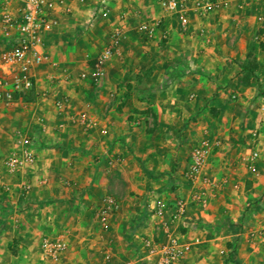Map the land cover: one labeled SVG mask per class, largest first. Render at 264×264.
<instances>
[{"label":"crops","instance_id":"obj_1","mask_svg":"<svg viewBox=\"0 0 264 264\" xmlns=\"http://www.w3.org/2000/svg\"><path fill=\"white\" fill-rule=\"evenodd\" d=\"M158 1L83 0L56 7L58 25L48 34L46 47L57 67L44 64L35 70L30 101L0 102V264H44L40 241L56 234L67 242L58 264H153V259L142 258L140 246L144 237L160 234L152 216V222L128 218L134 210L127 207L129 196L114 189L106 174L114 159H119L113 167L118 181L126 186L136 175L137 158L141 160L153 177L143 183L134 179L133 184L140 195L144 186H154L166 217L175 199L166 185L177 186L176 197L192 194L182 172L193 144L202 137L220 142L205 171L216 184L208 193L209 204L223 198L219 192L231 185V178L240 185L246 179L254 187L264 183L256 182L264 169V133L252 136L254 127L264 130V50L259 47L264 44V0L232 3L203 18L191 14L188 32L179 30L176 18L165 14ZM154 19L161 20L167 32L162 46L160 31L148 40L135 31L139 23ZM115 28L123 34L119 49L105 62L102 80L90 87L89 80L77 77L78 61L87 52L100 54L102 41L107 44ZM249 51L258 62V80L243 85L241 66ZM60 94L70 98L64 118L57 116L53 104ZM114 97L116 105L110 100ZM147 109L155 119L153 132L134 137L133 130L146 129L141 121L149 120ZM82 113L94 122L91 130H77V123H71L70 116ZM20 135L31 140L36 162L16 176L2 162ZM251 150L259 155L253 170L245 165ZM173 168L178 171L170 172ZM22 180L30 185L24 193ZM110 191L118 209L106 225H99L95 212ZM205 205L189 203L173 231L191 241L200 222L210 219L201 211ZM18 207L22 210L16 211ZM136 211L142 216L145 210L139 206ZM251 215L264 221V215ZM256 231L257 226L245 230L236 259L227 264H253L242 248H254ZM14 241L17 256L9 249ZM256 263L264 264V257Z\"/></svg>","mask_w":264,"mask_h":264},{"label":"built area","instance_id":"obj_2","mask_svg":"<svg viewBox=\"0 0 264 264\" xmlns=\"http://www.w3.org/2000/svg\"><path fill=\"white\" fill-rule=\"evenodd\" d=\"M71 1L83 2V0H0V102L10 103L33 93L35 70L38 67L44 64L52 68L57 67V64L50 60L46 39L52 29L58 25V18L54 13L56 7L64 6ZM242 2L243 0H159L158 4L165 14L176 18L181 32H188L189 15L203 18L211 12L227 8L232 3L241 5ZM135 31L147 39L153 38L158 31L163 38L167 36L159 19L139 23ZM122 37V30L115 28L104 49L94 58L89 71L80 74L81 79L89 78L96 84L102 80L104 64L117 53ZM53 104L60 118L69 114L68 96H55ZM70 118L71 123L80 124L87 130L94 127V122L86 113ZM252 136L256 138V130L252 131ZM30 143L31 140L26 136L20 135L15 139L9 155L4 160V168L9 174L17 176L25 168L35 164L36 155ZM219 146L218 140L209 137H202L193 144L188 163L182 172V178L193 188L192 194L188 199L176 197L168 217L165 216L164 202L149 203V212L160 236L143 240L141 256L144 260L153 259V264H178L191 251L192 241L182 239L173 231V226L185 218L189 203L205 205L208 193L216 188V184L205 171L210 157ZM258 156L256 150L248 153L245 157L247 169H254ZM118 163L119 159H114L111 167ZM19 185L23 193L30 188L25 180L20 181ZM5 191L9 192L10 188L6 187ZM117 209V201L112 196H108L96 209L95 218L101 225H106ZM259 234L264 240V228ZM110 245L109 240L104 249L106 256L110 254ZM66 248L64 235H45L40 241V259L44 264H58Z\"/></svg>","mask_w":264,"mask_h":264},{"label":"rangeland","instance_id":"obj_3","mask_svg":"<svg viewBox=\"0 0 264 264\" xmlns=\"http://www.w3.org/2000/svg\"><path fill=\"white\" fill-rule=\"evenodd\" d=\"M167 37L168 36H166L165 38L163 37L161 38L160 40L161 46L164 45V43L168 40ZM105 45L106 44L104 43V41H102L101 49L104 48ZM96 53L87 52L81 54V59L80 61H78V65L76 68L77 77L81 81L89 80L90 87L97 86V84L92 82L89 78L81 79L80 74L85 72V68L87 66H92ZM24 98H25L24 100L30 101L29 99L31 98V94L26 95ZM110 100L112 105L117 104L116 102L118 101L117 97H114ZM118 104L121 106L120 103ZM262 106H263V110L261 112L264 114V103ZM146 112L149 117V120L141 121V123L145 121L144 124H146V129L133 130L134 137L139 136L142 139L144 133L146 135H149L150 133L153 132L151 124H152V120L154 122L155 119L154 118L152 119V117L150 116L151 114L150 110L147 109ZM38 122L41 124V121ZM253 124L255 125V123ZM74 125H77V130H87L80 124H74ZM139 125L141 126V124ZM68 127L73 128L74 126H72L71 124V126ZM254 128H256L258 135L264 133V130H259V126L258 127L256 126ZM149 147L150 149L152 148V143L149 145ZM4 160L2 162L3 165H4ZM137 163H138V168L136 171V175H133L130 184L127 186L123 185L118 181V177H117L118 171L114 170L113 168L107 169L106 171H108V173H106V171L105 173L110 175V180L114 189H118L119 191H122L129 196L130 201H128V204L130 205H127V207L129 209L133 207L134 210H133V214L130 215L128 218H130L131 220H136L138 218L142 222L146 221L147 219L148 222H150L151 218L149 217H151V213L149 212L148 205L149 203H151V201H161V197H156L159 191L155 189V187L152 185L144 186L145 191L141 195L140 193H138L140 191H138L136 186L133 184L134 179H136L137 181L140 179V181L143 183L145 178H150L153 176L152 174H150L151 172L149 171V169H146L144 167V165L142 164L139 158H137ZM173 171H178V169L173 168L172 171L170 172ZM259 172L260 175L259 177H257L256 182L260 180L261 182H263L264 169H262V171ZM239 177L241 178L242 176ZM231 179L233 183L230 182L231 185H228L227 189H223L221 192H219L222 193L223 198H225V200L221 198L219 202L212 201L210 202V204L209 202H207L205 206H202L201 211H205V213L208 216H210V219L208 218L209 220L207 219V221H201L196 231L192 232L190 238L193 243V246L191 251L182 260L183 264H227L229 259L231 258L236 259L237 257L236 252L241 242L243 241L242 239L244 238L243 235L245 233V230L252 226H257L256 237H253L254 239L252 242V246L254 248L253 249L248 248L247 250L242 248L243 255L251 256L253 264H255L256 261H260L262 257H264V240L261 239L259 234L260 230L264 228V221L260 219L256 221V219H254L251 215L252 212L253 215L257 213L261 217L264 215V183H260L261 185L259 186L256 185V187H254L252 180L250 181L246 179V183L240 185L234 182L233 178ZM165 188L168 189V194L169 196H171V198L173 199L176 198L177 195L176 185H172V186L166 185ZM108 195L112 197H116L111 191ZM229 196H231L233 199L236 200L231 202L229 201V199H227L228 200L227 201L226 197L228 198ZM139 206H141L143 210H145L142 213L146 214V218L145 216H143L144 214H142L143 216L142 217L136 211V209ZM18 210H22V208L18 207L16 211ZM16 218L20 219V217H16ZM97 224L100 225V223L98 222ZM152 224L153 226H155L154 223ZM178 232L180 233V235L184 234V233L181 234L179 230ZM132 237L134 238V236ZM150 237L151 236L144 237L142 239V242L145 238H150ZM142 242L140 248L142 247ZM17 245L18 244L16 241L10 243L9 249L12 252H14V256H17V251H18ZM240 251L241 250H239V255L242 254V252Z\"/></svg>","mask_w":264,"mask_h":264},{"label":"trees","instance_id":"obj_4","mask_svg":"<svg viewBox=\"0 0 264 264\" xmlns=\"http://www.w3.org/2000/svg\"><path fill=\"white\" fill-rule=\"evenodd\" d=\"M260 49L264 50V44L262 42L259 43ZM242 78L241 83L243 85L249 84L251 81L258 80L257 70H258V62L251 51L247 52L246 59L244 64H242ZM21 99H25L22 97ZM14 254V252H12ZM231 260V259H229Z\"/></svg>","mask_w":264,"mask_h":264}]
</instances>
